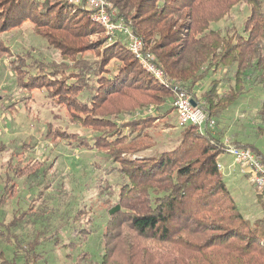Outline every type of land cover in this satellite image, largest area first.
I'll return each instance as SVG.
<instances>
[{
  "label": "trees",
  "instance_id": "obj_1",
  "mask_svg": "<svg viewBox=\"0 0 264 264\" xmlns=\"http://www.w3.org/2000/svg\"><path fill=\"white\" fill-rule=\"evenodd\" d=\"M107 1L141 38L160 78L139 64L123 35L107 36L83 3L0 0V58H8L6 67L21 94L18 102L40 93L79 128L67 131L48 123L45 136L104 153L120 177L115 187H96L107 220L103 253L94 264H264V196L254 188L262 211L254 220L245 218L217 166L225 142L214 130L179 126L173 147L144 154L155 144L148 128L174 112L175 89L200 104L214 128L223 114L249 104L256 110L257 134L264 137V0ZM240 3L249 9L241 26H211ZM27 26L48 55L30 44L12 47L4 39ZM220 71L223 79L212 77ZM223 83L226 88L220 90ZM0 107L12 113L17 106ZM151 107L153 113H138ZM232 142L249 147L264 162V152L253 144ZM40 163L46 165L43 173L52 166ZM30 169L7 167L0 181V210L17 191L8 171L22 177L35 173ZM70 218L81 224L90 221L91 213L83 206ZM58 230L48 237L53 244L74 248L73 240L61 244ZM86 233L82 226L69 230L72 236ZM42 238L30 242L23 264L39 256ZM1 255L0 264H8ZM87 256L82 260L93 264Z\"/></svg>",
  "mask_w": 264,
  "mask_h": 264
},
{
  "label": "rangeland",
  "instance_id": "obj_2",
  "mask_svg": "<svg viewBox=\"0 0 264 264\" xmlns=\"http://www.w3.org/2000/svg\"><path fill=\"white\" fill-rule=\"evenodd\" d=\"M248 11V6L240 3L231 9L227 17L211 26L220 30L231 25L239 27ZM20 30L8 32L4 39L12 47L19 43L26 47L30 44L39 47L45 55L49 54L44 42L34 36L28 26ZM7 62V57L0 58V103L5 105L16 102L17 107L12 113L5 112L0 107V181L5 178V172L10 165L30 166V170L35 173L31 176L15 177L14 173L8 171L17 191L0 210V222L7 225L0 227L1 257L8 264H23L30 242L43 236L36 248L39 256L29 264H88L87 260H82L86 254L93 264L99 263L103 253L101 236L107 215L106 206L97 195L96 187L107 183L115 187L120 177L112 169L113 165L104 153L75 148L64 140L58 141L55 138L56 141H53L51 137L45 136L48 123L53 127H65L67 131H76L79 128L66 121L60 109H52L38 92L33 94V100L18 102L21 94L15 90L11 73L6 67ZM224 76L225 72L220 71L212 77L223 79ZM225 84L223 83L220 90L226 88ZM152 111L151 107L138 113L150 114ZM255 119L256 110L249 107V104H244V107L223 114L221 121L212 130L224 142L231 143L235 139L238 142H249L264 152V137L257 134L259 131L256 129ZM148 129L155 144L143 152L145 155L170 149L176 144L180 134L174 112L165 119L154 121ZM219 156L223 180L239 211L247 219L258 218L262 210L254 187L230 155L222 153ZM40 160L51 162V168L43 173L46 165L40 163ZM83 206L89 208L91 219L86 224H78L70 216L75 209ZM74 226L84 227L87 233L83 236L70 235L69 230H73ZM56 228L59 229L61 244L73 240L74 248L64 247L60 243L53 244L55 239L48 237Z\"/></svg>",
  "mask_w": 264,
  "mask_h": 264
},
{
  "label": "built area",
  "instance_id": "obj_3",
  "mask_svg": "<svg viewBox=\"0 0 264 264\" xmlns=\"http://www.w3.org/2000/svg\"><path fill=\"white\" fill-rule=\"evenodd\" d=\"M74 3H83L91 11V17L104 29V33L113 38L118 34L126 38L128 50L142 67L154 77L160 78L161 73L154 64L151 53L145 52L141 38L134 35L122 18L117 17L116 11L107 0H69ZM192 101L195 104H192ZM176 114L178 126L193 125L203 133L212 130L215 126L213 118L208 116L200 104L181 89H175L171 104ZM225 154L230 155L240 167L252 186L264 196V162L249 148L236 146L225 142ZM222 169L220 162L217 164Z\"/></svg>",
  "mask_w": 264,
  "mask_h": 264
},
{
  "label": "crops",
  "instance_id": "obj_4",
  "mask_svg": "<svg viewBox=\"0 0 264 264\" xmlns=\"http://www.w3.org/2000/svg\"><path fill=\"white\" fill-rule=\"evenodd\" d=\"M174 118H175V121H176V114L174 113ZM221 157V156H220ZM220 157H218V162H220V164L222 165V162L220 160Z\"/></svg>",
  "mask_w": 264,
  "mask_h": 264
},
{
  "label": "water",
  "instance_id": "obj_5",
  "mask_svg": "<svg viewBox=\"0 0 264 264\" xmlns=\"http://www.w3.org/2000/svg\"><path fill=\"white\" fill-rule=\"evenodd\" d=\"M192 104H195V103L192 101Z\"/></svg>",
  "mask_w": 264,
  "mask_h": 264
},
{
  "label": "bare ground",
  "instance_id": "obj_6",
  "mask_svg": "<svg viewBox=\"0 0 264 264\" xmlns=\"http://www.w3.org/2000/svg\"><path fill=\"white\" fill-rule=\"evenodd\" d=\"M147 49V48H146ZM231 143H233V142H231ZM234 144V143H233Z\"/></svg>",
  "mask_w": 264,
  "mask_h": 264
}]
</instances>
